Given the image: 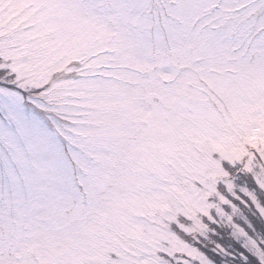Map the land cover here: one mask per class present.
<instances>
[{"label":"snow or ice","instance_id":"snow-or-ice-1","mask_svg":"<svg viewBox=\"0 0 264 264\" xmlns=\"http://www.w3.org/2000/svg\"><path fill=\"white\" fill-rule=\"evenodd\" d=\"M0 264H264V0H0Z\"/></svg>","mask_w":264,"mask_h":264}]
</instances>
